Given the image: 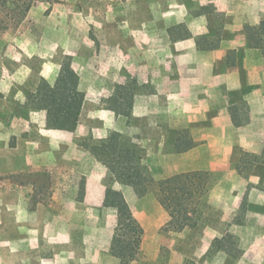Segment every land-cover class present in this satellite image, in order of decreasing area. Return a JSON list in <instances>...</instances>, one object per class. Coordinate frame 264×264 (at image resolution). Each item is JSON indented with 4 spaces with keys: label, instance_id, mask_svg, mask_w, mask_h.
I'll use <instances>...</instances> for the list:
<instances>
[{
    "label": "rangeland",
    "instance_id": "rangeland-1",
    "mask_svg": "<svg viewBox=\"0 0 264 264\" xmlns=\"http://www.w3.org/2000/svg\"><path fill=\"white\" fill-rule=\"evenodd\" d=\"M12 2H31L19 22ZM234 3L241 16L264 9V0ZM227 22L209 0H0V264H123L110 252L116 210L86 201L95 181L120 190L143 227L128 264H264V147L220 144L210 122L219 107L197 117L184 97L219 96V49L208 47ZM67 56L85 93L73 132L48 128L46 112L27 102L42 79L55 82ZM117 93L132 97L130 116L113 109ZM233 100L231 115L247 109ZM113 131L142 149L156 181L200 174L193 226L167 227L156 186L138 195L85 147ZM220 237L231 239L228 250L211 251Z\"/></svg>",
    "mask_w": 264,
    "mask_h": 264
},
{
    "label": "trees",
    "instance_id": "trees-1",
    "mask_svg": "<svg viewBox=\"0 0 264 264\" xmlns=\"http://www.w3.org/2000/svg\"><path fill=\"white\" fill-rule=\"evenodd\" d=\"M13 4L11 7L19 22L29 11L31 2L20 7L15 2ZM6 28L7 25H4V29ZM245 32L250 46L262 54L264 61V19L258 24L246 25ZM121 95L117 93L113 96L112 107L118 114L130 116L132 97L125 96L124 101ZM84 100L85 93L80 87V76L67 56L55 82L51 84L42 79L36 90L28 96L27 102L31 108L46 112L48 128L73 132L79 124ZM85 147L107 167L115 180L132 187L138 195H145L152 186H156L159 201L169 213L167 227L181 231L195 224L189 213L195 196L202 188L201 176L197 171L179 173L156 181L143 157L142 149L123 138L117 131ZM190 147V144L180 146L182 150ZM104 205L114 208L117 213L110 252L123 264H128L136 258L140 250L143 227L120 190L108 187ZM230 243V238H215L210 250H228Z\"/></svg>",
    "mask_w": 264,
    "mask_h": 264
},
{
    "label": "crops",
    "instance_id": "crops-1",
    "mask_svg": "<svg viewBox=\"0 0 264 264\" xmlns=\"http://www.w3.org/2000/svg\"><path fill=\"white\" fill-rule=\"evenodd\" d=\"M209 1L214 2L219 14L228 19L227 24L219 29L217 44L208 47L212 54L219 49V96L207 90L187 91L184 97L190 101L185 100L186 108L198 117L207 114L212 107H219L212 109L211 115L214 116L210 118L213 129L219 133V143L224 145L226 141L228 144H238L247 150L259 152L264 147V61L262 62V54L257 49L260 54L246 48L248 40L244 23H259L264 9L261 7L258 12H254L248 8L245 9L247 15L241 16L235 0ZM224 33L229 35L228 38H224ZM184 41L195 46L192 39ZM227 50H243L246 56L230 61L227 59ZM235 97L245 99L247 109L240 110L245 116H238L239 109L231 115V108L237 106L233 100ZM252 114H260L262 117L256 118ZM188 139L192 145V140ZM157 169L160 170L161 167ZM255 177L252 175L251 180H256ZM87 186V202H104L105 190L100 181L89 182ZM95 193L99 195L95 196Z\"/></svg>",
    "mask_w": 264,
    "mask_h": 264
}]
</instances>
